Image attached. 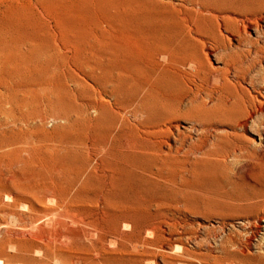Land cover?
Here are the masks:
<instances>
[{
    "label": "rangeland",
    "instance_id": "374dc122",
    "mask_svg": "<svg viewBox=\"0 0 264 264\" xmlns=\"http://www.w3.org/2000/svg\"><path fill=\"white\" fill-rule=\"evenodd\" d=\"M205 1L215 6L198 46L206 68L150 102L179 115L174 124L186 136L173 129L176 140L167 142L182 170L137 161L109 170L125 140L104 134L118 107L108 92L104 111L88 110L94 128L84 144L75 137L86 131L56 109L29 143L12 137L8 145L5 135L18 128H0V264H264V0ZM116 27L104 60L113 69L122 61ZM207 114L222 123H207ZM245 114L246 130L235 129ZM230 129L250 142L238 158L215 163L225 150L216 138Z\"/></svg>",
    "mask_w": 264,
    "mask_h": 264
},
{
    "label": "bare ground",
    "instance_id": "6f19581e",
    "mask_svg": "<svg viewBox=\"0 0 264 264\" xmlns=\"http://www.w3.org/2000/svg\"><path fill=\"white\" fill-rule=\"evenodd\" d=\"M203 1L0 0V128H18L5 135V143L12 144V137L29 143V134L41 131L40 122L55 109L73 130L86 131L75 139L87 143L94 128L88 110L104 111L108 92L118 107L104 134L109 142L125 140L124 147L115 149L119 159L109 170L117 173L125 169L123 162L137 161L157 172L181 171L172 155L177 150L167 142L175 137L173 129L186 136L174 124L179 115L150 102L161 90L185 86L188 76L204 71L207 60L198 46L204 44L202 26L215 21V6ZM114 23L122 41L116 69L104 62L109 60L106 35ZM128 111L139 113L137 124L126 118ZM207 116V123L223 121ZM246 117L236 119L233 127L246 130ZM241 140L234 129L218 135L217 146L225 150L215 152V163L238 158L243 142H250ZM205 142V137L198 138L193 149Z\"/></svg>",
    "mask_w": 264,
    "mask_h": 264
}]
</instances>
